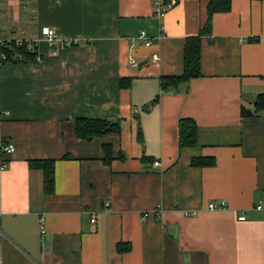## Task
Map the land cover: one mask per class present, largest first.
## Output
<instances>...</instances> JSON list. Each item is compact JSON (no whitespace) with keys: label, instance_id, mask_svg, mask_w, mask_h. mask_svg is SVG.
<instances>
[{"label":"crops","instance_id":"0c3cea01","mask_svg":"<svg viewBox=\"0 0 264 264\" xmlns=\"http://www.w3.org/2000/svg\"><path fill=\"white\" fill-rule=\"evenodd\" d=\"M168 5L158 18L150 0H0L4 39L43 26L59 37L38 43L40 62L0 65V144L14 146L0 153L1 264H264V111L247 115L264 94V0L212 16L200 76L179 93H160L159 80L183 73L208 0ZM88 118L120 120V132L76 139ZM181 119L197 126L193 148L179 149ZM199 157L214 165L192 167ZM45 159L50 196L28 167Z\"/></svg>","mask_w":264,"mask_h":264},{"label":"trees","instance_id":"16d2710c","mask_svg":"<svg viewBox=\"0 0 264 264\" xmlns=\"http://www.w3.org/2000/svg\"><path fill=\"white\" fill-rule=\"evenodd\" d=\"M179 0H164L165 5ZM261 1V0H260ZM231 0H208L206 10V21L196 37L187 38L183 50V73L180 76L161 77L159 80L160 93H179L187 91L188 83L191 79L200 76V38L208 35L211 31V19L214 14L226 13L230 10ZM7 55L6 63H27L36 62V53H30L23 48H18L11 43L2 48ZM121 88H128L129 80H120ZM158 97L155 98L156 102ZM264 111V94L259 95L253 104V110L247 115H253ZM121 121L106 118L77 119L73 125V134L76 139L88 141L93 138H102L110 134H119ZM197 144V126L191 119H181L178 123V146L179 149H189ZM103 162L111 161V147L103 145ZM192 167H210L214 165L213 158H193L190 162ZM30 169H38L42 172V188L45 196H50L54 192L55 174L54 160H33L28 163ZM117 249L120 248L117 246Z\"/></svg>","mask_w":264,"mask_h":264},{"label":"built area","instance_id":"2783aa9c","mask_svg":"<svg viewBox=\"0 0 264 264\" xmlns=\"http://www.w3.org/2000/svg\"><path fill=\"white\" fill-rule=\"evenodd\" d=\"M150 1L153 3V9H154L155 16H157L158 18L162 17L163 14L165 13V11L167 10V8L169 7V5H165L164 0H150ZM159 31H160V34L156 38L157 41L160 40L163 36L162 27H160ZM41 40H44L49 47L53 48L55 46V44L59 41V37H58V34L54 28H51L49 26H43L40 28V35L36 39L7 40V39H4L2 37L1 29H0V65L7 62V55L2 51V48L4 46L10 45L11 43H14V45L18 48H23L30 53H36L37 45ZM137 40L141 41L142 44L146 47L151 46L153 43V40L146 37L145 33L143 31H141L139 33ZM63 44H64V46L69 47V46L74 45L75 41H64ZM158 59L159 58L156 54L152 55L153 61H157ZM35 60H36V62H40V57H39V55H37V53H36ZM129 63L132 66H137V63L132 58L129 59ZM13 152H14V146L11 143H8L6 141H1V144H0L1 155H9V154H12ZM5 166H6L5 163L0 161V170H3L5 168ZM153 166H158V163L154 162ZM220 207L223 208L224 203H221ZM208 208H209V210H215L216 206L214 204H209ZM261 208H262V205L260 203L255 207V209H257V210H260ZM185 215L186 216H190V215L192 216L193 214L186 213ZM146 217H147V215L145 214V215H143L142 219H145ZM244 219H245V217H243V216L238 218L239 221H244ZM90 222L91 223L95 222L94 216L90 219ZM39 226H40L41 233H44V220L42 218L39 219ZM0 264H1V258H0Z\"/></svg>","mask_w":264,"mask_h":264}]
</instances>
